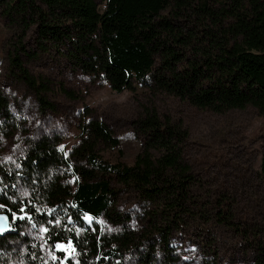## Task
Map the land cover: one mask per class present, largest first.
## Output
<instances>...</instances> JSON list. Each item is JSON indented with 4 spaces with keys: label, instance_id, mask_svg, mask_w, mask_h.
Masks as SVG:
<instances>
[{
    "label": "trees",
    "instance_id": "obj_1",
    "mask_svg": "<svg viewBox=\"0 0 264 264\" xmlns=\"http://www.w3.org/2000/svg\"><path fill=\"white\" fill-rule=\"evenodd\" d=\"M104 2L101 11L97 0H0V18L13 30L2 77L26 85L45 108L48 82L26 61L51 50L115 91L137 82L148 89L133 123L141 150L128 164L99 154L120 140L98 119L83 120L70 149L58 135L32 137L0 80V138L22 137L16 152L0 148V212L10 218L0 245L24 243L30 264H127L136 254L137 264H176L172 229L213 219L234 233L247 264H264V215L254 222L246 210L236 218L231 178L214 201L200 199L194 188L202 179L187 157L189 129L158 105L167 96L215 113L253 107L264 114V0ZM257 178L264 185V150ZM123 191L157 205L144 216L148 228H134L119 210ZM44 247L55 255L44 259Z\"/></svg>",
    "mask_w": 264,
    "mask_h": 264
},
{
    "label": "rangeland",
    "instance_id": "obj_2",
    "mask_svg": "<svg viewBox=\"0 0 264 264\" xmlns=\"http://www.w3.org/2000/svg\"><path fill=\"white\" fill-rule=\"evenodd\" d=\"M99 9H105L104 0H97ZM13 30L0 18V80L11 100V107L32 137L50 134L58 135L62 145L70 149L80 138V124L85 118L106 122L120 146H101L99 154L111 162L125 161L133 164L141 150V137L133 125L141 104L147 103L148 89L137 82L134 90L118 92L108 84L95 81L77 70L62 55L51 50L27 60L30 71L45 79L47 89L42 92L48 102L45 108L38 94L20 82L5 79L8 59L5 48L12 38ZM31 50L36 49L34 40L28 42ZM7 50V49H6ZM164 113L183 121L189 129L187 157L202 179V186L195 192L201 200L214 201L218 190L229 188L228 180L235 194L236 218H242L244 211L250 212L252 221L264 215V185L259 183L261 155L264 150V114L253 107L233 109L225 113L194 108L172 97L162 96L158 101ZM22 137L13 140L0 138V148L8 154L20 149ZM227 183V184H226ZM226 190V189H225ZM119 210L130 214L129 224L136 229L148 228L145 220L147 210L157 205L139 198L135 191H123L117 201ZM213 208V203L209 205ZM212 211V209L210 210ZM259 217V218H258ZM213 219H195L173 228L170 239L177 256L176 264H247L249 256L245 248L227 228L216 226ZM131 226V227H132ZM111 231L119 228L109 225ZM33 236L36 232L29 230ZM58 249L71 247L63 244ZM27 246L18 241L0 245V264H30L25 260ZM43 258L55 255L51 247H44ZM179 253V254H178ZM139 255H131L127 264H137ZM157 264H163L161 259Z\"/></svg>",
    "mask_w": 264,
    "mask_h": 264
},
{
    "label": "water",
    "instance_id": "obj_3",
    "mask_svg": "<svg viewBox=\"0 0 264 264\" xmlns=\"http://www.w3.org/2000/svg\"><path fill=\"white\" fill-rule=\"evenodd\" d=\"M0 217L5 218V219H0V237H2L9 232L10 218L9 215L5 212H0Z\"/></svg>",
    "mask_w": 264,
    "mask_h": 264
},
{
    "label": "snow or ice",
    "instance_id": "obj_4",
    "mask_svg": "<svg viewBox=\"0 0 264 264\" xmlns=\"http://www.w3.org/2000/svg\"><path fill=\"white\" fill-rule=\"evenodd\" d=\"M0 219H5L4 217H0Z\"/></svg>",
    "mask_w": 264,
    "mask_h": 264
}]
</instances>
